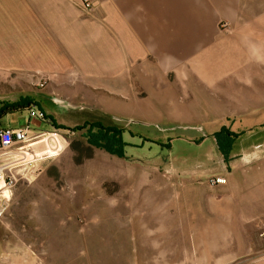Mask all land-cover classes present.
<instances>
[{
  "label": "crops",
  "instance_id": "0c3cea01",
  "mask_svg": "<svg viewBox=\"0 0 264 264\" xmlns=\"http://www.w3.org/2000/svg\"><path fill=\"white\" fill-rule=\"evenodd\" d=\"M90 1L88 11L81 0H0V70L40 74L66 107L104 125L108 116L132 125L137 113L244 134L229 161L214 139L218 166L202 182L225 184L200 187L193 173L191 192L169 194L201 203L191 201L199 206L188 208L184 237L159 238L152 264H264V0ZM108 97L121 99L119 116ZM15 212L10 205L0 224ZM26 244L0 236V261L34 264ZM89 245L78 264H111Z\"/></svg>",
  "mask_w": 264,
  "mask_h": 264
},
{
  "label": "rangeland",
  "instance_id": "374dc122",
  "mask_svg": "<svg viewBox=\"0 0 264 264\" xmlns=\"http://www.w3.org/2000/svg\"><path fill=\"white\" fill-rule=\"evenodd\" d=\"M44 78L33 73L24 79L0 70V104L32 98L47 116L44 122L35 121L39 126L29 142L34 157L26 156L31 164L27 170L19 165L14 170L18 182L11 205L17 212L0 224V236L11 244L27 243L36 254L34 264L44 253L50 264H78L77 255L91 249V239L97 241L98 254H108V263L152 264L159 238L175 231L184 237L188 208L199 206L191 201L200 202L180 196L168 202L169 194L191 192L185 187L191 178L186 175L193 173L200 187H214L209 181L216 176L207 179L208 185L202 182L204 173L218 166L214 134L171 124L169 118L153 120L135 113L134 124L127 125L108 116L105 126L126 130L124 157H118L91 146L87 128L73 131L94 122L93 114L66 107L56 98L58 86ZM108 98L117 106L112 113L119 116L121 99ZM28 121V109H23L6 115L2 124L17 128ZM245 138L240 134L236 146ZM4 158L0 152V164ZM14 255L18 263L20 254ZM0 264L8 261L1 259Z\"/></svg>",
  "mask_w": 264,
  "mask_h": 264
},
{
  "label": "built area",
  "instance_id": "2783aa9c",
  "mask_svg": "<svg viewBox=\"0 0 264 264\" xmlns=\"http://www.w3.org/2000/svg\"><path fill=\"white\" fill-rule=\"evenodd\" d=\"M81 5L84 10L90 11L93 8L90 0H81ZM28 115L29 121L23 127H0V152L1 157H5L3 163L0 164V221L6 216L12 202L14 188L18 182L14 174L16 166L19 165L27 170V165L31 164V161L27 162L26 156L31 155L34 157L31 154L32 150L29 144L31 140V122L35 120L44 122L47 118L46 113L35 106L29 108ZM16 158H18V163L13 162ZM226 182V179L222 177H215L209 181L211 186L225 184Z\"/></svg>",
  "mask_w": 264,
  "mask_h": 264
},
{
  "label": "trees",
  "instance_id": "16d2710c",
  "mask_svg": "<svg viewBox=\"0 0 264 264\" xmlns=\"http://www.w3.org/2000/svg\"><path fill=\"white\" fill-rule=\"evenodd\" d=\"M32 100V98L24 97L15 103L4 102L0 104V127H3L2 120L6 115L19 112L23 109L29 110L31 106L37 107L38 105L31 102ZM52 122L57 125L54 119H52ZM56 128L67 130L66 127L61 125L56 126ZM86 128L88 129V132L86 133L87 142L91 146L104 150L112 155L124 157L123 150L125 143L123 135L126 133L125 129L105 126L100 122H86L84 125L76 127L73 131L77 132ZM239 136V134L233 133L227 129H222L220 132L214 134V139L226 161H229L232 152V143L236 141Z\"/></svg>",
  "mask_w": 264,
  "mask_h": 264
}]
</instances>
